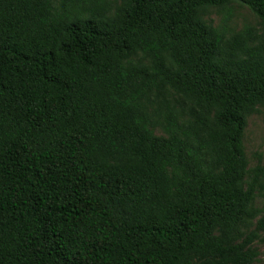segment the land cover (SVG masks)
<instances>
[{"label":"trees","instance_id":"obj_1","mask_svg":"<svg viewBox=\"0 0 264 264\" xmlns=\"http://www.w3.org/2000/svg\"><path fill=\"white\" fill-rule=\"evenodd\" d=\"M260 108L264 0H0V264H253Z\"/></svg>","mask_w":264,"mask_h":264},{"label":"rangeland","instance_id":"obj_2","mask_svg":"<svg viewBox=\"0 0 264 264\" xmlns=\"http://www.w3.org/2000/svg\"><path fill=\"white\" fill-rule=\"evenodd\" d=\"M227 16L226 20L225 17ZM208 19L212 20L214 25L226 23L229 31H239L246 26L260 28L259 19L245 5L235 2L226 11L215 10ZM244 144L246 154L249 159L250 167L258 164L264 165V108L248 119V125L244 135ZM257 205L261 207L263 200L259 199ZM260 255L253 264H264V243H257Z\"/></svg>","mask_w":264,"mask_h":264}]
</instances>
